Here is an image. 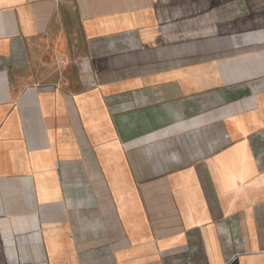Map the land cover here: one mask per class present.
Instances as JSON below:
<instances>
[{
	"label": "crops",
	"instance_id": "obj_1",
	"mask_svg": "<svg viewBox=\"0 0 264 264\" xmlns=\"http://www.w3.org/2000/svg\"><path fill=\"white\" fill-rule=\"evenodd\" d=\"M0 264H264V0H0Z\"/></svg>",
	"mask_w": 264,
	"mask_h": 264
}]
</instances>
